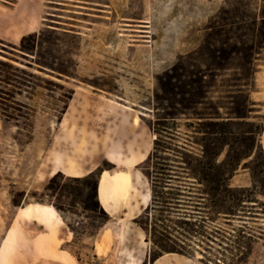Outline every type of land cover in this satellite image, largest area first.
Masks as SVG:
<instances>
[{"label":"rangeland","instance_id":"rangeland-1","mask_svg":"<svg viewBox=\"0 0 264 264\" xmlns=\"http://www.w3.org/2000/svg\"><path fill=\"white\" fill-rule=\"evenodd\" d=\"M21 1L27 2L22 9L14 5L16 0H0L3 37L0 61L25 73L0 66V74H8L12 80L9 84L0 83V242L18 211L1 246L0 264H10L14 256V234L19 223L32 221L19 217V209L30 205L59 209L57 213L53 208L75 237L66 250L81 264H124L127 249L136 251L134 234H130V242L124 241L122 235L113 241L106 234L97 248L98 260L92 261L89 254L92 237L106 223L108 215H114L105 212L97 201L100 173L130 170L134 174L135 169L148 184L143 173H152V165H183L171 151L168 155L157 154L169 159L166 162L155 157L144 162L152 151L156 131L161 135L160 146L169 145L174 150L186 144L188 149L197 152L188 147L192 134L183 126L191 122L190 111L178 104L182 96L187 97L181 93L184 84L196 75L200 78L205 75L202 81L209 101L231 108L234 102L239 104L247 98L248 109L244 108V112H249L244 121L263 126L264 111L258 106L264 102H253L251 94L264 92V76L260 74L264 72V0H228L227 7L189 35L174 65L162 74L151 67L152 55L157 60L165 55L160 40L162 32L158 24L151 22L155 0ZM31 4H37L42 10L41 25L34 32L55 31L53 46L50 50L42 46L36 57L24 55L18 48L20 31L35 26V21L22 20L23 16L31 17ZM63 30L68 34L63 35ZM36 61L54 67L61 65L68 77L57 79L55 74L41 73ZM169 85L174 90L171 96L166 92ZM225 112L218 111L221 117H225ZM166 114L174 118L162 120ZM133 116L139 121L134 133H142L138 141L144 143L145 158L130 168L122 163L117 166L116 161H122L126 154L119 145L128 142L124 134L129 131L128 123ZM123 117L126 124L122 122ZM158 119L161 120L158 122ZM55 158H69L78 165L93 167L90 173L97 180L96 200L91 182L75 180L84 176L73 178L59 173L61 176L50 186L53 189L46 190L51 179L46 175L50 166L53 170ZM242 165H260L264 170V158L250 157ZM138 175L135 186L141 197L147 187L138 181ZM257 180L259 186L263 180L261 176ZM250 181L248 171L238 169L230 187L249 188ZM257 190L259 204L245 203L239 218L220 216L212 220L204 197L191 201L184 198L177 206L181 216L178 223H173L177 219L173 214L160 218L170 227L168 237L162 232V243L180 246L190 253V256L165 253L166 258L173 259L169 264H264V197L260 194V191L264 193V184ZM145 195L146 205L134 218L148 206L150 195ZM188 213H191L189 218ZM152 216L150 213L143 221L150 222ZM185 221L193 225L188 226ZM37 224L53 235L54 228ZM130 225L143 239L141 229L132 221ZM238 233L244 237L252 235L250 254L243 261L239 259L241 249L231 242ZM141 248L145 251L146 244ZM150 248L151 242H148L146 255L139 264H150L147 259ZM35 250L46 256L54 248L42 243Z\"/></svg>","mask_w":264,"mask_h":264},{"label":"trees","instance_id":"trees-1","mask_svg":"<svg viewBox=\"0 0 264 264\" xmlns=\"http://www.w3.org/2000/svg\"><path fill=\"white\" fill-rule=\"evenodd\" d=\"M264 18V15H262ZM54 30H40L38 33H29L24 35L19 40V51L24 55L36 57L37 51H41L45 46L50 50L54 44ZM66 30L62 34L67 35ZM46 34V36H45ZM257 46V45H255ZM258 48H262L258 46ZM252 50V47L250 48ZM254 50V44H253ZM250 62V59H249ZM39 72L46 75H53L57 79L68 77V73L61 66L54 67L48 63L35 62ZM0 66L19 72L25 75L24 71L19 70L11 65H7L0 61ZM175 70V66L172 71ZM199 75L190 77L184 84L181 90L182 96L178 104L183 106L184 109L190 111V123L183 126L190 129L192 134V141L188 147H192L197 152L187 148V145L176 146L171 149L167 146H160V133L156 131L157 138L153 142V148L144 162L151 160L155 157L157 160L166 162L169 159L166 157L158 156L157 154H167L168 151L174 152L180 159L183 165H152L153 172L143 173L144 177L148 180L150 200L148 206L143 212L133 219V223L139 227L144 235L145 241L151 242V248L147 255L148 262L153 263L158 257L165 253H175L184 256H190V253L182 247L165 246L161 241L163 233L170 235L167 225H164V215H175V223H178V218L181 217L178 212V207L187 198L189 201L195 198L204 197L208 201V209L212 215V220L217 217L222 218H239V213L242 212L245 203H252L253 205L259 204L256 199L258 187L264 184V170L260 169V165H242V162L250 157L253 159L257 156H263L262 150L258 143V136L262 130L261 124L244 121L247 119L249 111L244 112V108L248 109V99L245 98L241 103H235L234 106L229 108L224 105L214 104L206 97L208 91L205 84H203V77ZM215 76V75H214ZM212 77V76H211ZM12 80L8 74H0V83L9 84ZM18 83V82H17ZM22 85V83H18ZM172 85L166 88V92L171 96L174 94ZM235 100V97H230ZM169 99H173L170 97ZM199 108V109H198ZM219 110H225V117H221L218 113ZM170 114L161 117L162 120L172 119ZM158 119V122L161 120ZM161 125V124H160ZM162 126V125H161ZM161 148V149H159ZM223 159L219 160L221 155ZM262 166V165H261ZM178 169V170H176ZM238 169H245L250 175V187H230V181L237 173ZM61 175L59 173L53 175L49 180L46 190H52L50 187L54 181ZM261 176L262 183L258 186L260 181L257 180ZM80 180L83 183L89 184L93 189V199L96 200V177L93 173L82 177ZM260 194L264 197V193ZM195 206V205H194ZM193 206V208H195ZM58 213V208L52 206ZM150 222L145 223L144 217L150 215ZM188 218L191 213H188ZM166 221L171 222L169 219ZM159 223L161 225H159ZM185 224L192 226L189 221ZM236 244L237 249H241L239 257L243 261L250 254V243L252 242V235L244 237L239 234L231 241ZM245 250V251H244Z\"/></svg>","mask_w":264,"mask_h":264},{"label":"crops","instance_id":"crops-1","mask_svg":"<svg viewBox=\"0 0 264 264\" xmlns=\"http://www.w3.org/2000/svg\"><path fill=\"white\" fill-rule=\"evenodd\" d=\"M24 3L27 2L22 3L21 0H16V3L14 5L15 6L20 5L22 9ZM30 10H31V17L26 18V16H23L22 20L25 18L27 22L35 21V26L32 27V29H26L20 31L18 39H20L22 36L26 34L34 32L38 28V26L41 25L42 10H40V7L37 4H31ZM0 39H3L1 35H0ZM256 74H258V72H256ZM260 74L264 76V72H260ZM251 96H252L251 98H253L252 99L253 102H264V92L262 91L252 92ZM258 107L264 111V105ZM131 120H133V118ZM138 127H139V121L137 126L133 130H130L127 132V134H124V136L128 137V142L126 141L127 143L126 142L122 143L119 146L121 151L125 152L126 154L122 158V161H116L117 166L120 165L121 163L125 164L126 166L129 165V167L130 165L134 166L141 162L140 160H137L139 157L143 156L145 158L144 143L142 141H138V139L142 137V133L139 134L134 133ZM130 134H131L132 142H130ZM258 142L264 154V124L262 126V130ZM55 166L61 170L60 173L64 174L67 177H73V178L85 176L90 172H92L93 170V167H90L89 165H78L77 162L69 158H64V159L55 158L53 162V168ZM51 169L52 166L49 167L46 178L50 177ZM63 170L67 171L68 174H65ZM133 172L135 174V176L133 174L134 177L133 181L136 184L137 179L135 177L138 174L136 173L135 169ZM102 173L104 172H101L100 174ZM137 178L138 181L144 184V187L145 186L147 187L141 192V197L145 196V194L150 195V192L148 190V184L146 181H144V178L141 175H138ZM137 191L139 192L138 189ZM44 207L48 208L49 206H44ZM111 207H113L112 210L113 212L109 214H114V215H108L109 218L106 221V223L103 225L100 231H98L92 237V243L90 245V250H89L90 257L92 261L98 260L99 257L97 253V248L98 246H100L101 241L105 238L106 234H109L110 239L113 241L118 240L122 235L124 241L126 242H130V234H134L136 251L130 252V250L127 249L126 257L124 259V264H139L144 259L147 251L148 242L145 241V235L141 230L143 233V239H140V235L138 231L133 229V227L130 225V222L133 221V219L130 220V218H126L124 206H121L119 209L117 208L114 209L116 207L115 205L114 206L111 205ZM25 208L19 209V217L30 219L32 221L22 220L23 222L21 221L19 223L18 229L14 234L15 252L13 258H11L10 260V264H81L77 257H75L68 250H66V247H68L72 243V241H74L75 237L74 234L72 232H69L65 227L62 217L60 215L58 216L55 213V217L50 218L49 223H45L44 221L38 219V214L36 213H32L30 217H24L20 212ZM17 212L15 213L13 219L11 220L10 225L8 226V228L4 233V236L0 242V249L3 242L7 239L11 231L13 222L16 218V215L18 214ZM123 218L124 220H129V221H121V219L123 220ZM36 222L41 224H46V226L49 225L51 230L54 228V231L52 230L53 235H49L48 230H46L45 227H42V225H38ZM113 225H115V227H113ZM133 225L135 226L134 223ZM106 228H110V230ZM42 243H45L47 246L49 247L52 246L54 248L52 254L47 253L44 254L46 256H42L41 253L40 255L35 250V248L40 246ZM142 244H146L145 251H143L141 248ZM110 252H112V249L110 250ZM169 254L175 255L172 253ZM167 255L168 254H164L158 257L151 264H169L170 261L172 262L173 259L166 258ZM109 256L110 255L106 254V257ZM107 264H115V263H107Z\"/></svg>","mask_w":264,"mask_h":264},{"label":"clouds","instance_id":"clouds-1","mask_svg":"<svg viewBox=\"0 0 264 264\" xmlns=\"http://www.w3.org/2000/svg\"><path fill=\"white\" fill-rule=\"evenodd\" d=\"M227 6L228 0H155L151 22L158 24L162 32L160 40L165 55L159 60L152 55V70L162 74L173 66L189 35Z\"/></svg>","mask_w":264,"mask_h":264},{"label":"bare ground","instance_id":"bare-ground-1","mask_svg":"<svg viewBox=\"0 0 264 264\" xmlns=\"http://www.w3.org/2000/svg\"><path fill=\"white\" fill-rule=\"evenodd\" d=\"M132 118L133 120L128 123L129 131L133 130L138 124L137 116H133ZM122 122L126 124V119L124 117L122 118ZM143 159L144 157L142 156L137 160L143 161ZM60 172L61 170L55 166L53 170H51L50 176L52 177L55 173ZM63 172L68 174L65 170H63ZM133 179L134 177L133 174L130 173V170H115L111 173L104 172L100 174L97 181V201L101 208L107 213H112L113 207H111V205L116 206L114 209H119L121 206H124L126 218H132L144 208L148 200L147 196L140 197L138 195ZM20 213L24 217H30L32 213H36L38 214L39 220L49 223L50 218H54L56 212L51 207L47 208L40 205H30L24 210H21Z\"/></svg>","mask_w":264,"mask_h":264}]
</instances>
